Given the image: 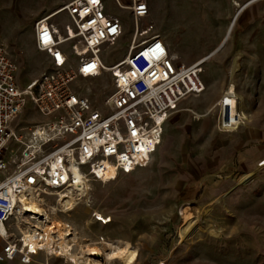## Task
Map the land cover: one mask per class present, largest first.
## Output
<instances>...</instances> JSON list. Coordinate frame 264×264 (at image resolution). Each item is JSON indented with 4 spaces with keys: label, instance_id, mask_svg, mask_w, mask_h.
<instances>
[{
    "label": "rangeland",
    "instance_id": "obj_1",
    "mask_svg": "<svg viewBox=\"0 0 264 264\" xmlns=\"http://www.w3.org/2000/svg\"><path fill=\"white\" fill-rule=\"evenodd\" d=\"M69 1L0 0V40L15 58L20 87L46 67L44 54L35 46V21ZM148 4L154 33L170 47L180 49L178 60L182 63L208 56L226 38L201 65L204 91L181 101L168 118L161 145L147 166L108 181L102 190L80 197L68 214L57 212L56 217L77 232L74 253H80V245H95L97 237L103 236L136 247L138 264L163 260L167 264H264V169L207 212L178 245L185 204L204 211L264 160V0H148ZM107 5L129 32L103 51L105 62L112 64L126 55L132 24L128 11L119 9L113 0H107ZM61 20L68 22V17L62 14ZM230 23L232 29L226 37ZM237 53L241 57L235 77L236 102L238 113L244 116L237 125L223 128L216 103L227 89ZM110 81L107 74L93 84L89 94L94 101L107 90L102 84ZM212 106L205 118L193 114L192 110L202 113ZM31 110L28 104L18 123L36 120ZM47 204L53 205L51 201ZM93 210L110 217L111 222H90ZM8 227L12 237L19 238L15 220L11 218ZM20 227L25 228L23 224ZM43 255L31 264H72L64 257L44 259Z\"/></svg>",
    "mask_w": 264,
    "mask_h": 264
},
{
    "label": "built area",
    "instance_id": "obj_2",
    "mask_svg": "<svg viewBox=\"0 0 264 264\" xmlns=\"http://www.w3.org/2000/svg\"><path fill=\"white\" fill-rule=\"evenodd\" d=\"M113 1L128 11L132 24L122 61L107 64L102 56L129 33L107 0H71L35 21V46L46 67L24 87L18 85L13 54L0 40V264L36 259L8 227L22 210L21 196L45 209L51 201L63 211L60 201L73 198L75 206L111 176L147 166L168 118L181 101L204 91L201 65L174 63L162 36L154 33L148 0ZM107 74L111 81L102 84L107 90L94 101L89 91ZM28 104L37 119L18 123ZM98 213H90V222H111L108 216L99 220ZM56 251L44 253L64 257Z\"/></svg>",
    "mask_w": 264,
    "mask_h": 264
},
{
    "label": "bare ground",
    "instance_id": "obj_3",
    "mask_svg": "<svg viewBox=\"0 0 264 264\" xmlns=\"http://www.w3.org/2000/svg\"><path fill=\"white\" fill-rule=\"evenodd\" d=\"M59 9V8H58ZM233 25V24H232ZM231 23L228 26L226 37L231 32ZM222 42L218 45H220ZM217 47V48H218ZM216 48V49H217ZM215 49V50H216ZM213 50L210 54L213 55L216 51ZM123 56L119 61L125 59ZM241 55L237 53L232 60L230 66V80L227 85L225 93L220 97V100L216 103L219 110V119L221 122H232V125H237L244 116L243 113H238L236 97V81L235 77L239 70V59ZM208 57H202L196 63L202 65ZM118 61V62H119ZM208 108L204 112L193 111L196 118H205L211 114L212 108ZM264 169V160L260 161L256 167L249 173H246L237 180V182L231 185L226 191L217 196L211 201L209 206L204 211H194L189 204H185L181 210L182 222L178 228L179 241L178 245L182 243L198 226L200 221L211 209L219 205L223 199L235 192L242 183H245L251 178L257 171ZM112 174V173H111ZM114 179V176L109 178ZM104 185L100 186L99 190H102ZM74 199H66L60 201L61 205L65 208L63 211H58L56 205H52L49 209H45L37 200H29L24 195L21 196V212L19 214L14 213L11 217L15 220L17 227L20 230V247L30 246V251L35 252L36 256L45 254L47 250L56 249V253L64 256V258L72 264H106L107 261L119 260L121 264H138L139 252L138 249L132 246L129 242L122 240H105L102 243L92 245L90 243L86 245H80V253L72 252V244L77 243L78 234L67 222L57 218V212L62 214H68L74 208ZM39 203V204H38ZM99 212V211H98ZM99 220L105 219L107 216H103L101 212L97 214ZM89 221V220H88ZM108 222L109 220H105ZM111 221V218H110ZM20 224H23L25 228H21ZM36 247L42 250L36 251ZM25 250V248H23ZM38 255V256H37ZM44 259H48V256L43 255ZM96 258L102 259V261H96ZM18 259H16L17 261ZM15 261V260H14ZM18 262L23 264L19 259ZM158 264H167L166 260L160 261Z\"/></svg>",
    "mask_w": 264,
    "mask_h": 264
},
{
    "label": "crops",
    "instance_id": "obj_4",
    "mask_svg": "<svg viewBox=\"0 0 264 264\" xmlns=\"http://www.w3.org/2000/svg\"><path fill=\"white\" fill-rule=\"evenodd\" d=\"M163 38V37H162ZM163 40H164V42H165V44L167 45V48H168V51H169V55L172 57V59L174 60V63H176L177 65H180V64H183V65H191V64H194V63H196L197 61H194V62H192V61H188L187 59L185 60V62H180L179 60H178V50H180V49H177V48H175V47H170V45L165 41V39L163 38ZM181 51H183V50H181ZM205 76V75H204ZM204 81H205V79H204Z\"/></svg>",
    "mask_w": 264,
    "mask_h": 264
},
{
    "label": "water",
    "instance_id": "obj_5",
    "mask_svg": "<svg viewBox=\"0 0 264 264\" xmlns=\"http://www.w3.org/2000/svg\"><path fill=\"white\" fill-rule=\"evenodd\" d=\"M233 24V23H232ZM232 24H231V27H232ZM226 39V38H225ZM225 39L222 41V44L220 45V47H218L215 51H217L219 48H221L222 47V45H223V43H224V41H225ZM212 54V53H211ZM211 54H209L207 57H209V56H211Z\"/></svg>",
    "mask_w": 264,
    "mask_h": 264
}]
</instances>
